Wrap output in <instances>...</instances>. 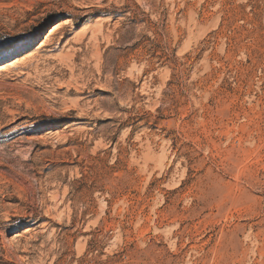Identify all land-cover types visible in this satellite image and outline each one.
<instances>
[{
  "label": "rangeland",
  "instance_id": "1",
  "mask_svg": "<svg viewBox=\"0 0 264 264\" xmlns=\"http://www.w3.org/2000/svg\"><path fill=\"white\" fill-rule=\"evenodd\" d=\"M0 264H264V0H0Z\"/></svg>",
  "mask_w": 264,
  "mask_h": 264
},
{
  "label": "bare ground",
  "instance_id": "2",
  "mask_svg": "<svg viewBox=\"0 0 264 264\" xmlns=\"http://www.w3.org/2000/svg\"><path fill=\"white\" fill-rule=\"evenodd\" d=\"M18 64V62H13V64H11V65H9V67H14L15 65H17ZM20 64V63H19ZM6 71V70H5ZM8 71H9V69H8ZM71 90V89H70ZM72 91V90H71Z\"/></svg>",
  "mask_w": 264,
  "mask_h": 264
}]
</instances>
